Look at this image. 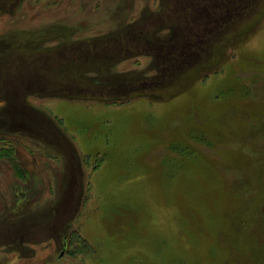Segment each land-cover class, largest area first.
Listing matches in <instances>:
<instances>
[{
	"label": "rangeland",
	"instance_id": "374dc122",
	"mask_svg": "<svg viewBox=\"0 0 264 264\" xmlns=\"http://www.w3.org/2000/svg\"><path fill=\"white\" fill-rule=\"evenodd\" d=\"M0 264H264V0H0Z\"/></svg>",
	"mask_w": 264,
	"mask_h": 264
}]
</instances>
